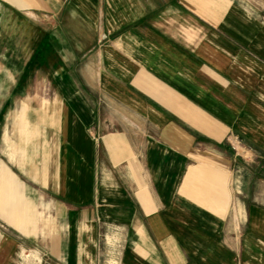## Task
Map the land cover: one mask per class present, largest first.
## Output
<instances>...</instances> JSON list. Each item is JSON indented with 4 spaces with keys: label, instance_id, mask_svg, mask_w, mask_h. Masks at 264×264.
I'll return each instance as SVG.
<instances>
[{
    "label": "crops",
    "instance_id": "0c3cea01",
    "mask_svg": "<svg viewBox=\"0 0 264 264\" xmlns=\"http://www.w3.org/2000/svg\"><path fill=\"white\" fill-rule=\"evenodd\" d=\"M0 92V264H264V0H0Z\"/></svg>",
    "mask_w": 264,
    "mask_h": 264
},
{
    "label": "rangeland",
    "instance_id": "374dc122",
    "mask_svg": "<svg viewBox=\"0 0 264 264\" xmlns=\"http://www.w3.org/2000/svg\"><path fill=\"white\" fill-rule=\"evenodd\" d=\"M26 79L25 89L24 90H17V91H10V105L9 109L13 110L15 108L14 105H17L18 100H33V99H40V100H49L51 97V91L48 89L47 82L49 81L48 75L40 76H33L31 75ZM40 83L38 86H34V82ZM11 82H13L11 80ZM6 92H0V103L1 100L5 97ZM110 259V258H109ZM108 261V259H107ZM110 261V260H109ZM110 264H114L111 262Z\"/></svg>",
    "mask_w": 264,
    "mask_h": 264
}]
</instances>
